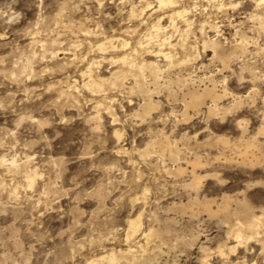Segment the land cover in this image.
<instances>
[{
	"label": "rangeland",
	"instance_id": "374dc122",
	"mask_svg": "<svg viewBox=\"0 0 264 264\" xmlns=\"http://www.w3.org/2000/svg\"><path fill=\"white\" fill-rule=\"evenodd\" d=\"M161 1L85 0L81 3L80 0H60L56 8L58 19L48 35L33 33L22 40L13 36L11 33L23 27L24 21L9 29L8 39L19 40L17 46L21 51L15 54L14 59L10 57L0 64V142H12L16 156L15 166L11 162L6 163L13 154L0 149V234L16 241L25 228L31 229L44 240L50 252L48 259L54 264H60L65 249H70L82 238L85 229L77 225L86 224L88 230H94L103 227L111 218L112 178L121 181L119 188L123 191V181L132 176L135 183L143 187L130 203L133 208L138 204L144 206L132 215L129 222L117 225L123 229L124 239L117 251L130 253L137 246L151 247L154 240L163 242L164 234L179 224L173 214L190 213L206 216L207 220L200 229L203 234L198 239L189 238L180 246L181 254L174 257L178 264H264V212L257 209L255 202L245 203L225 194L220 200H172L170 203L166 193L171 191V178L169 183L161 179L157 156L163 160L159 167H164L165 175L171 166L164 157H177V176H182L192 162L185 163L175 149L159 141H144L141 145V141L137 140L135 147L139 155L132 158L125 155L123 159L126 163L122 164L118 145L112 155L104 159H101L103 153L94 156L96 146L91 141L97 125L90 119L92 105L81 109V101L73 103L69 99L65 103L62 99L65 89L71 92L75 88L78 93L81 85H85L84 96L88 99H99L96 92L108 87L127 89L129 92L134 89L138 95H133L131 102L125 101L113 107L118 116L124 112L132 114L135 110V115L143 118L154 116L160 107V92L163 89L154 87L151 80L161 74V65L193 59L212 64L220 58L229 63L245 60L247 63L243 66L253 71L251 61L247 60L251 55L256 61V69L264 71V63L257 59V55L264 53V38L249 39L252 33L237 37L235 30L225 24L219 31L224 32L234 44L221 47L224 41L217 37L209 23L213 19V9L207 0ZM200 5H203L202 9ZM19 7L22 6L14 10H19ZM33 50L44 54L45 58L40 60L37 56L39 63L33 61ZM11 51V47L0 49V55ZM17 62L21 64L19 69L15 67ZM24 69H31L33 74L41 71L51 74L26 81L21 77L23 82H14L12 78ZM45 87L50 91L44 92ZM29 89H40L36 95L41 99L30 98V92L26 97ZM192 93L199 92L190 86L191 102ZM114 95L123 99V91L118 94L108 92L109 97ZM243 95L248 99L241 98L239 93L234 97L218 96L215 100L205 96L198 107L191 105L194 109L204 105L209 108L221 105L241 108L254 102L253 97L257 94L249 87ZM61 104L64 105V118L70 121L67 124L53 121L57 106ZM188 115H193V112ZM29 116L31 119H28ZM55 119L59 121L60 117ZM36 121L38 123H34ZM103 122L108 125L109 135H114L119 128L107 112L103 113ZM49 124L52 127H48ZM55 132L63 135L52 142L51 148H46V140H52ZM193 134L189 132V135ZM210 136H201L200 142L209 143ZM70 141L71 148L65 151L64 146ZM173 143L181 146L179 138ZM112 144L115 145L116 141L113 140ZM183 146L187 148V143ZM133 147L124 144L125 153ZM214 147L220 158L231 153L254 160V156L259 157L258 153L262 150L255 139L231 137L217 138ZM72 154L79 156L82 163L69 164L66 157ZM141 157L151 159L154 176L148 177L147 165ZM94 160L96 163H93ZM85 166L86 173L82 171ZM116 167H121L122 173L110 171ZM85 176L93 179H85ZM154 191L161 199L155 200V226L152 227L145 222L144 216L149 206L146 197ZM160 205L166 208L161 210ZM224 205L228 209H224ZM134 222L139 223L136 228L133 227ZM49 234L56 237L59 255L52 243L46 240ZM118 259L116 257L108 264H116ZM158 259H153L152 264H157ZM0 264H8L3 253H0Z\"/></svg>",
	"mask_w": 264,
	"mask_h": 264
},
{
	"label": "clouds",
	"instance_id": "9594fccd",
	"mask_svg": "<svg viewBox=\"0 0 264 264\" xmlns=\"http://www.w3.org/2000/svg\"><path fill=\"white\" fill-rule=\"evenodd\" d=\"M85 3V0H80ZM208 5L213 9L212 17L209 21L217 37L224 41V45L233 46L234 41L225 37L224 32L219 28L225 24L229 29H234L237 37L247 36L252 33L249 39L260 40L264 38V0H207ZM60 0H0V49L11 47L12 51L0 55V64L15 58V54L21 49L17 45L19 40L10 41L9 29L14 25L25 22L21 28H16L11 33L20 40L26 35L33 33L48 35L52 30V25L57 21L56 8ZM18 6L19 10H14ZM201 9L203 5H200ZM30 14L31 17L30 18ZM231 35V33H230ZM194 57V54H192ZM45 58L44 54H38L33 50L32 60L39 63ZM163 59V57H162ZM257 59L264 63V53L257 55ZM251 61L253 71L243 65L247 61L240 63L235 61L229 63L226 59L218 58L212 64L205 62H196L194 59L181 62L177 60L172 65H161V74L156 79L151 80V84L163 89L160 92L162 97L160 107L156 109L154 116L141 117L124 112L122 116L116 114L114 105H121L125 101L131 102L133 95L138 93L133 90L108 87L106 90H99L96 96L88 99L84 96L85 85H81L79 92L73 88L71 92L65 89V96L62 99L65 103L69 99L81 101V109L91 104L92 109L90 119L97 125V131L94 133L92 144L95 145L93 155L103 153L105 157L112 155L115 147L118 145L121 149L120 163H126L123 157L128 158L138 156L136 151V141L140 140L141 145L144 141L155 143L159 141L166 144L170 149H175L178 155L183 156L185 163L192 162V166L184 171L182 176H177L175 168L177 157H164L167 160L168 172L164 174V167L160 156H157L158 169L161 172V179L169 183L171 191L166 193L169 202L172 200L189 201H211L220 200L225 194L235 197L238 201L245 203L255 202V206L261 212H264V71L256 69V61L252 60L251 55L247 58ZM21 68L20 62L15 65ZM51 72H38L33 74L31 69L20 71L13 79L14 82H23L29 78L41 79L44 75H50ZM163 82V83H161ZM190 86L195 88L201 95L214 93L218 96L234 97L237 93L241 98L247 100L243 94L249 87L257 95L253 97L254 102H250L246 107L237 108L234 106L221 105L218 108H209L207 105L199 109H194L189 98ZM40 89H29L25 93H32V99H41L36 93ZM44 92L50 91L47 87ZM123 91V99L118 95L108 96V92L120 93ZM74 94V95H73ZM251 95V94H250ZM63 104L57 106V111L53 115V121L61 124H67L63 115ZM193 115H188L189 112ZM107 112L112 116L119 128L115 130L114 135H109L107 123L103 122V113ZM59 116V121H56ZM183 118V119H181ZM28 119H31L29 116ZM71 122H74L71 121ZM139 122V123H138ZM38 123V121L34 122ZM140 125H144L141 127ZM52 127V124L47 125ZM19 127V125H17ZM163 129V131H161ZM131 130V134H129ZM27 131V130H26ZM193 132V135H189ZM211 134V136H210ZM63 134L55 132L52 140H46L44 146L51 148L52 142L59 139ZM209 137L207 144L200 142V137ZM219 137L242 138L245 140L255 139L261 145V152L258 153L259 159H249L240 154H228L223 158L218 157L215 150V142ZM181 140V146L177 147L174 140ZM116 144L113 145L112 141ZM187 143V148L183 145ZM131 144L134 147L131 151L125 153L124 144ZM72 142L64 146L65 151H69ZM112 145L111 147H109ZM0 149L6 153H12L6 163L11 162L15 166V153L12 142L7 144L0 142ZM143 163L147 165L146 172L148 177L154 176L150 158L141 157ZM69 164H80L82 160L76 154L67 156ZM202 161V162H201ZM93 163H96L94 160ZM101 170L102 167H101ZM82 171L87 172V166ZM116 173H122L121 167L111 169ZM23 175L22 173H17ZM43 179V177H37ZM85 179L93 177L85 176ZM145 182H149L146 178ZM121 181L112 178V208L113 211L103 227L88 230L87 225H77L83 228L82 238L75 242L70 249H65L60 264H108L109 261L118 257L116 264H152V260L159 258L157 264H178L174 257L179 256L180 246L189 238L198 239L203 233L200 231L207 220L206 216H194L190 213L182 215L173 214L174 218L179 220V224L172 226L171 230L164 234L163 242L153 241L151 247H139L134 252L124 253L117 251V248L124 243L123 229L118 228L121 222L127 223L133 214L139 212L143 204L132 207L130 201L143 185L135 183V177L123 181L125 187L120 190ZM149 200L148 210L144 219L149 226H155L153 208L156 207L155 200H160L158 192H153L151 196L146 197ZM161 210L166 206L160 205ZM126 214V215H125ZM23 227V226H22ZM46 240L52 243L53 248H59L56 244V237L49 234ZM0 253L7 258L8 264H54L48 259L50 252L44 243V240L34 233L31 229L25 228L21 233V238L13 241L9 237L0 234ZM31 259H26V257Z\"/></svg>",
	"mask_w": 264,
	"mask_h": 264
},
{
	"label": "bare ground",
	"instance_id": "6f19581e",
	"mask_svg": "<svg viewBox=\"0 0 264 264\" xmlns=\"http://www.w3.org/2000/svg\"><path fill=\"white\" fill-rule=\"evenodd\" d=\"M167 0H162L161 1V3L163 2H166ZM174 1H172V3H173ZM175 3V2H174ZM230 50V49H229ZM240 52V51H239ZM89 54V53H88ZM233 55V54H232ZM86 57V56H85ZM225 58V57H224ZM26 62V61H25ZM147 62V61H146ZM149 63V62H148ZM99 64V63H98ZM134 90V89H133ZM205 96H211L214 100L216 99V98H218V95H216V94H214V93H208V94H205V95H201L200 93H192V105L194 106V107H198L199 105H201L202 103H203V101H204V98H205ZM150 105H152V104H150ZM151 108H152V106H151ZM157 144V143H156ZM246 146V145H245ZM253 159V158H252ZM255 159H259V157L258 156H254V160ZM179 170V169H178ZM182 171H183V169H182ZM30 185V184H29ZM224 203V202H223ZM184 206V205H183ZM210 207V206H209ZM224 209H228V206L227 205H224ZM195 210V209H194ZM249 216V215H248ZM141 222V221H140ZM240 222V221H239ZM257 223V222H256ZM134 224V225H133ZM132 225H133V227L135 226V228L139 225V223L138 222H134ZM251 224V223H250ZM249 224V225H250ZM253 224V223H252ZM254 226V224L253 225H251V227H253ZM241 228V227H240ZM243 228V227H242ZM251 229V228H250ZM138 231V230H137ZM242 232V231H241ZM239 233V232H238ZM241 236V235H240ZM244 237V236H243Z\"/></svg>",
	"mask_w": 264,
	"mask_h": 264
}]
</instances>
